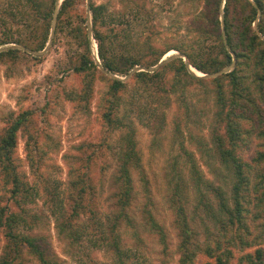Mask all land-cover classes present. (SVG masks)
I'll return each mask as SVG.
<instances>
[{
  "label": "trees",
  "instance_id": "trees-1",
  "mask_svg": "<svg viewBox=\"0 0 264 264\" xmlns=\"http://www.w3.org/2000/svg\"><path fill=\"white\" fill-rule=\"evenodd\" d=\"M195 1H203V8L190 23L180 26L193 37L182 36L180 43H166L163 48L155 44L162 25L158 10L155 6L147 7L145 0H119L123 9L118 11L112 10L113 0L100 3L91 0L90 17L81 8L84 0L0 1V47H4L0 50V63L19 67L25 56L41 60L42 56L35 53L45 50L52 33L53 44L64 34L69 45L75 48L70 54V70L85 79L82 96L74 94L68 98H80L77 102L88 105L97 74L101 79L108 78L110 89L102 103L106 108L103 117L110 129L123 132L118 140L121 148L115 175L118 211L106 222L102 220L101 210L91 203L98 186L91 175L95 152L88 157L66 155L82 164L75 169L72 192L68 193L53 181L44 183L40 168L49 152L47 148L52 146V137L37 124L35 110L24 109L17 115H9V126L0 138V172L8 177L11 201L20 211L14 210L8 202L0 208V233H5V245L11 252L0 259V264H23L17 263V259L23 261L26 247L43 264H60L49 259L34 236L22 231V228L31 230L33 227L23 204L30 193L38 195L43 189V196L58 206L53 211L57 228L71 245L94 235L93 246L113 254L110 264H128V253L123 248L119 230L123 222L131 224L125 220L134 192V171H138L149 191L136 141V122L151 129L163 128L167 111L175 105L178 115L174 121L176 129H180L181 119L187 124L192 121L187 101L190 88L208 83L207 90L213 96L216 110L214 123L224 127L221 132L213 133L212 156L219 160L229 178L225 180L218 172L219 181L211 180L194 154L185 148L183 158L190 160L184 164L189 165L190 177L182 171L187 166L174 162L168 173V202L174 209L180 239L179 264H233L235 260L236 264H264V150L258 151L251 162L244 161L238 151L242 125L237 119L239 114L245 115L247 108L250 110L248 101L253 103L256 95L264 93V38L261 35L264 34V0ZM90 18L100 63L93 54L88 29ZM255 23L261 34L254 29ZM172 49L179 54L165 58ZM191 67L210 77L196 75ZM123 104L129 108L119 118L117 114ZM22 130L27 135V156L34 181L29 180L16 163L18 135ZM214 171L216 173V169ZM250 191L257 194L254 201L246 193ZM191 198L196 200V210H201L212 225L206 226L204 233L191 221ZM85 214L88 221L80 222ZM148 217L147 227L163 234L162 226L151 213ZM200 255L208 259L198 263Z\"/></svg>",
  "mask_w": 264,
  "mask_h": 264
},
{
  "label": "rangeland",
  "instance_id": "rangeland-1",
  "mask_svg": "<svg viewBox=\"0 0 264 264\" xmlns=\"http://www.w3.org/2000/svg\"><path fill=\"white\" fill-rule=\"evenodd\" d=\"M61 1L59 0V3ZM90 1L84 0L81 4V8L89 17L91 15ZM95 1L100 3L107 0ZM136 1L142 2L143 0ZM145 1L149 5L147 7L157 8L158 18L162 24L159 27L161 33L155 39L157 46L163 48L166 43H180L182 36L193 37L192 34L186 33L185 27L180 28V26L192 21L193 16L203 8V1ZM113 2L112 10L123 9L119 0H113ZM257 23L254 24V29L261 34ZM88 29L92 39L93 54L100 63L97 42L91 33V18L88 21ZM261 35L264 38V34ZM53 43L54 41L49 42L45 50L35 53L42 56L41 60L25 56L19 67L0 63V138L9 126L8 117L11 113L17 115L24 109L35 110L37 124L44 127L46 133L52 137L50 140L52 146L47 148L49 152L44 156L45 160L39 175L44 183H48V180L53 181L60 184L68 193L73 191L72 186L76 178L75 169L82 164L74 159L66 158V155L81 156L82 154L88 157L95 152L91 160L93 163L91 175L98 186L97 195L91 199V203L101 210L102 220L108 222L107 219L114 216V211H118L115 199V191H117L115 175L119 168L117 154L121 148L118 140L123 133L110 129L103 117L106 108L102 103L109 95L110 81L108 78H99L101 76L97 74L88 105L86 102H77L80 98L70 100L68 95L82 96L85 91V79L83 75L75 73L72 68L70 70V54L75 51V48L69 45L66 36L64 34L59 36L55 44ZM3 48L0 47V50ZM177 54L179 51L172 49L165 58ZM155 68L157 66L152 67V69ZM191 68L198 76L210 77L195 67ZM114 76L128 79L126 76ZM207 86L209 87V83ZM207 86L198 84L190 88L187 101L191 106L189 115L192 121L187 124L185 121L182 123L183 119H181L180 129H176L177 124L174 121L178 115H176L175 105L167 111V121L163 128L151 129L136 120V141L142 155L149 191L145 183L141 181L138 171H134V192L131 205L127 208L129 217L127 216L125 220L130 221L131 224L123 222L119 230L123 248L128 253L126 258L128 264H179L180 262L181 254L178 250L180 239L178 229L175 227V213L168 202V173L173 169L174 162L183 166L184 161L186 163L190 160L188 157L183 158L184 148L194 154L204 174L211 180L219 181L216 179L218 172L220 176H225V180L229 178L219 160L212 156L213 133L215 130L221 132L224 127L214 123L213 116L216 111L213 104L214 99L208 92ZM253 101V103L248 101L251 108L243 112L245 115L237 116L242 125V137L239 140L238 151L246 162H251L258 151L264 150V134L262 133L264 93L256 95ZM127 106L129 105L123 104L117 114L119 118H122L128 110ZM237 112L240 113V110L238 109ZM182 116L184 118L185 114ZM26 141L27 135L22 130L18 135L16 163L19 170L26 173L29 180L34 181L28 161ZM80 145H83V148L79 149ZM107 146L110 147L109 150L106 149ZM184 166L187 167L182 171L189 178V165L184 164ZM44 193V189L38 195L30 193L23 204L29 212H27L29 220L33 223L31 230L22 228L23 233L34 236L48 254L49 259L59 261L60 264H110L113 254L107 249L94 247L91 242L94 235H91V239L83 238L76 245H71L59 234L58 223L53 215L54 209L58 206H54L49 198L43 196ZM246 193L250 194L253 201L255 200L256 192ZM11 194L8 177L0 172V208L8 202L14 210L20 211L11 201ZM195 210L196 200L191 198L189 209L191 221L203 232L206 226L212 225L201 210ZM149 213L162 226L163 234L155 233L147 227ZM88 219V215L85 214L80 222H87ZM4 234L0 233V259L11 253L9 247L5 245ZM249 250L252 251L254 248ZM236 253L241 252L236 251ZM22 259L23 261L17 259V263L21 261L23 264H43L35 255L28 252L27 247L23 250ZM207 259L204 255H200L198 263ZM236 261H233V264H236Z\"/></svg>",
  "mask_w": 264,
  "mask_h": 264
},
{
  "label": "water",
  "instance_id": "water-1",
  "mask_svg": "<svg viewBox=\"0 0 264 264\" xmlns=\"http://www.w3.org/2000/svg\"><path fill=\"white\" fill-rule=\"evenodd\" d=\"M55 24H56V19H55V22H54L53 30L55 29ZM91 33H92V32H91ZM53 36H54V32L52 33V37H51L50 42L52 41ZM32 52H33V51H32ZM157 67H158V65H157Z\"/></svg>",
  "mask_w": 264,
  "mask_h": 264
}]
</instances>
